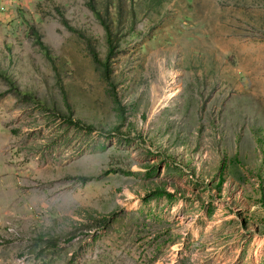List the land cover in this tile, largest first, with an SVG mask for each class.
<instances>
[{"label":"rangeland","instance_id":"374dc122","mask_svg":"<svg viewBox=\"0 0 264 264\" xmlns=\"http://www.w3.org/2000/svg\"><path fill=\"white\" fill-rule=\"evenodd\" d=\"M0 264H264V0H0Z\"/></svg>","mask_w":264,"mask_h":264},{"label":"trees","instance_id":"16d2710c","mask_svg":"<svg viewBox=\"0 0 264 264\" xmlns=\"http://www.w3.org/2000/svg\"><path fill=\"white\" fill-rule=\"evenodd\" d=\"M110 41H111V46H110L111 50L113 52H115L116 46L113 45L112 39ZM94 55L96 57V54H94ZM96 59H97V57H96ZM73 238L74 237L72 236L67 241L71 242L73 240ZM36 241L38 242V244L43 245V248L41 249V252L39 253V255H41V256L44 255L45 252H47L50 249L58 248L60 245V242H61V240L58 236H51V235H47V234L39 235L38 238L36 239Z\"/></svg>","mask_w":264,"mask_h":264}]
</instances>
